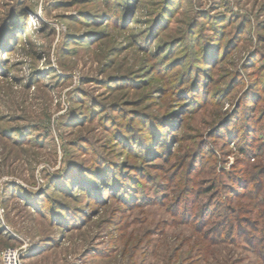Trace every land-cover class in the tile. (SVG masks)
I'll use <instances>...</instances> for the list:
<instances>
[{"label": "rangeland", "instance_id": "rangeland-1", "mask_svg": "<svg viewBox=\"0 0 264 264\" xmlns=\"http://www.w3.org/2000/svg\"><path fill=\"white\" fill-rule=\"evenodd\" d=\"M264 264V0H0V264Z\"/></svg>", "mask_w": 264, "mask_h": 264}, {"label": "built area", "instance_id": "built-area-1", "mask_svg": "<svg viewBox=\"0 0 264 264\" xmlns=\"http://www.w3.org/2000/svg\"><path fill=\"white\" fill-rule=\"evenodd\" d=\"M22 248L9 247L2 251L3 264H22Z\"/></svg>", "mask_w": 264, "mask_h": 264}]
</instances>
